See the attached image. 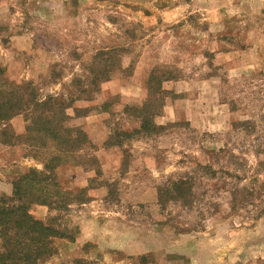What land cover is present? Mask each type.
<instances>
[{
	"label": "rangeland",
	"instance_id": "1",
	"mask_svg": "<svg viewBox=\"0 0 264 264\" xmlns=\"http://www.w3.org/2000/svg\"><path fill=\"white\" fill-rule=\"evenodd\" d=\"M178 99L194 105L157 123ZM102 112L124 150L107 172ZM2 144L64 235L42 264H264V0H0ZM61 163L86 185L66 189ZM183 178L189 195L160 199Z\"/></svg>",
	"mask_w": 264,
	"mask_h": 264
},
{
	"label": "trees",
	"instance_id": "2",
	"mask_svg": "<svg viewBox=\"0 0 264 264\" xmlns=\"http://www.w3.org/2000/svg\"><path fill=\"white\" fill-rule=\"evenodd\" d=\"M30 171L34 174L35 170ZM31 173L15 181L13 195L0 198V264H42L56 253L55 240L64 237L58 228L30 213L29 206L34 201L22 202L18 181L24 180L33 188L29 181ZM189 190L187 179H178L161 190L159 197L162 200V193H175L183 198Z\"/></svg>",
	"mask_w": 264,
	"mask_h": 264
},
{
	"label": "crops",
	"instance_id": "3",
	"mask_svg": "<svg viewBox=\"0 0 264 264\" xmlns=\"http://www.w3.org/2000/svg\"><path fill=\"white\" fill-rule=\"evenodd\" d=\"M222 54L226 56V53ZM135 72L139 73L138 70ZM134 77L132 79H135ZM114 82L115 81L107 82L103 90L107 89L109 85L113 86ZM146 84L147 83H144V81L139 83L141 87ZM130 101L131 100L128 99L125 103H129ZM192 105H194L193 102L188 104L184 99L171 101L169 104L163 106V111L165 113H163L161 118L157 117L156 121L159 124H164L166 121H173L176 115L179 117V115L186 113V111L189 112ZM171 112H173L172 116H170ZM107 117V114L102 112V114H99V116L95 118V123L93 124L92 129V131L95 132V134H93L95 137L90 135L99 146L101 168L106 172L109 167H111V169L114 168V166L115 168H118L122 163L124 156V150L121 145L107 146L105 144L111 134V128H109V124L105 121ZM135 122H137V120ZM13 123L17 132L22 133L25 130V122L20 118H15ZM10 148H14V146L2 144V147L0 148V196L13 195L16 179L28 173L32 167L31 162L18 160L13 154V150H9ZM113 159L115 161H112ZM81 171H83V167H79L73 163H61L55 167V172L58 175L61 184L69 190L79 189L86 185V182L83 183L80 177ZM103 179L104 178H100V180H102L101 184L95 189V197L99 199L104 198L107 193L105 187L108 183Z\"/></svg>",
	"mask_w": 264,
	"mask_h": 264
}]
</instances>
